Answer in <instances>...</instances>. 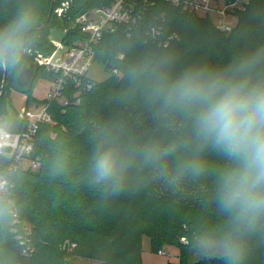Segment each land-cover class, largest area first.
I'll use <instances>...</instances> for the list:
<instances>
[{
    "label": "trees",
    "instance_id": "1",
    "mask_svg": "<svg viewBox=\"0 0 264 264\" xmlns=\"http://www.w3.org/2000/svg\"><path fill=\"white\" fill-rule=\"evenodd\" d=\"M112 1L70 0L65 16L59 18L54 10L63 0H0V27L21 8L34 16L20 60L0 66V128L11 132L26 129L24 121L8 114V88L26 94L28 107L39 80L54 82L60 77L39 66L34 58L55 50L50 41L52 29H64L63 43L73 47L86 39L75 27L76 19L95 8L110 6ZM156 20L165 36H178L169 47H160L144 33L145 26ZM261 48L264 0H249L230 33L217 30L208 17L172 7L168 0H155L154 6L145 7L138 24L120 25L105 33L95 48L93 65L101 66L108 77L103 81L84 77L80 86L68 79L67 103H49L53 123L40 124L34 138L31 159L39 168L11 172L12 159L0 154V178L6 177L11 185L0 198V207L5 209L0 214V264H71L70 260L78 257L104 264H143V236L150 238L154 253L164 244L179 251L178 262L169 264H225L219 254L225 242L243 247L238 264H264V229L241 236L221 210L210 215L173 199L162 203L148 197L153 186L146 184L143 176L161 171L169 180L202 178L219 183L221 171L230 162L195 138L192 121L185 113L150 104L147 81L134 87L129 78L130 69L141 65L157 68L169 79L192 67L219 71ZM30 63L36 64L37 76L31 90H22L16 78L23 65ZM257 71L264 72V64ZM174 119L183 122L177 133L166 126V120ZM170 145L177 147L174 154L156 162L147 158L149 149L162 153ZM108 146L119 150L125 164L121 186L115 192L96 183L91 171L96 151ZM199 157L205 162L200 174L182 170L185 161ZM181 238L191 244L184 246ZM197 244L208 245L207 252L190 260L187 250Z\"/></svg>",
    "mask_w": 264,
    "mask_h": 264
},
{
    "label": "clouds",
    "instance_id": "2",
    "mask_svg": "<svg viewBox=\"0 0 264 264\" xmlns=\"http://www.w3.org/2000/svg\"><path fill=\"white\" fill-rule=\"evenodd\" d=\"M33 23V14L21 8L0 27V66L20 60ZM262 64L264 48L237 58L219 71L192 67L174 79L150 65L129 72L134 87L148 82L150 104L185 113L192 121L195 138L230 162L220 173L216 195L221 212L241 236L264 229V72L257 71ZM176 151L177 147L170 145L162 153L149 149L146 155L156 162ZM181 167L200 174L205 162L190 158ZM124 168L115 146L102 147L92 157L94 181L113 192L121 186ZM4 211L0 207V214ZM219 254L225 264H238L244 249L225 242Z\"/></svg>",
    "mask_w": 264,
    "mask_h": 264
},
{
    "label": "built area",
    "instance_id": "3",
    "mask_svg": "<svg viewBox=\"0 0 264 264\" xmlns=\"http://www.w3.org/2000/svg\"><path fill=\"white\" fill-rule=\"evenodd\" d=\"M172 7L180 9L182 12L195 14L199 17H208L217 30L230 33L238 25L239 12L244 11L249 4V0H168ZM155 5V0H113L107 7H99L79 16L76 25L81 33L86 35L84 41L77 42L75 46L61 53L64 49L62 43H51L55 50L49 56L37 54L35 62L47 70L55 71L60 77L51 82V89L48 92L44 106L37 107L36 112L24 107L20 113V120L26 123L23 132H11L0 128V154H5L12 159L11 172L18 168L35 170L36 163L31 159L34 153V138L42 123L52 124L53 120L48 112L51 102L66 104L64 92L68 79H74L80 86V79L89 77V71L94 64L95 48L100 43L103 35L116 29L120 25L131 27L138 24L143 19L145 7ZM70 7V0L62 2L54 13L57 17L65 16ZM157 22L150 21L144 28V33L148 38L157 42L160 47L169 45L178 39L176 34L164 35L163 26ZM131 31L128 30V36ZM31 52V51H30ZM116 73V71H115ZM27 161H32L29 166ZM6 177L0 178V198L6 194L10 188ZM22 237H18L21 239ZM30 249V248H28ZM159 255H166L160 250Z\"/></svg>",
    "mask_w": 264,
    "mask_h": 264
},
{
    "label": "rangeland",
    "instance_id": "4",
    "mask_svg": "<svg viewBox=\"0 0 264 264\" xmlns=\"http://www.w3.org/2000/svg\"><path fill=\"white\" fill-rule=\"evenodd\" d=\"M64 2L67 0H63ZM64 17V16H63ZM72 23H70L69 26ZM65 27V25H64ZM65 38V31L64 29L54 28L51 31L50 39L55 43H62L65 47L61 50V53L65 52L68 49L64 42ZM36 60V56L34 55ZM88 76L96 81H103L108 77V73L99 65L95 64L91 67ZM50 81L47 80H39L36 85L34 86V90L32 93L33 99L30 101L28 105L29 110H34L36 112V108L44 106L46 103H38L37 101H46L48 92L50 91ZM7 96L11 103L9 113L14 116H18L20 120V113L22 108L27 106L28 97L26 94L20 93L13 89H7ZM14 112L17 114H14ZM166 126L173 132L177 133L183 126V122L181 119H174V120H166ZM200 158V157H199ZM35 163V162H34ZM27 165H31L32 161H27ZM35 170L39 168V164L36 163L34 167ZM159 172L156 176H143L145 183L152 185L149 187V195L150 199L158 200L162 203L169 201L170 199L175 200L176 203L183 204L187 207L194 208L199 210L200 212L207 213V214H215L220 210L218 199H217V188H218V181H206L202 178H185V179H178L172 178L169 180V177L166 175H161ZM218 176V175H217ZM194 180V181H193ZM142 184L143 190H147V185ZM151 189V190H150ZM143 194H146V191H143ZM142 196V195H141ZM161 199V200H160ZM149 201V199H147ZM159 211V210H158ZM157 211V212H158ZM160 212V211H159ZM196 241L199 236H195L194 238ZM143 244H142V263L143 264H169L173 262H178L179 260V251L167 244L162 245L161 250L166 252V255H159V253H154L151 250V241L148 236L142 237ZM181 243L184 246H189L191 242L186 238H181ZM207 246H202L197 244V246H190L187 250V256L190 260H194L196 256L207 252ZM68 250H72L71 247H68ZM71 264H104L101 261L95 260H88L84 258H73L70 260Z\"/></svg>",
    "mask_w": 264,
    "mask_h": 264
},
{
    "label": "water",
    "instance_id": "5",
    "mask_svg": "<svg viewBox=\"0 0 264 264\" xmlns=\"http://www.w3.org/2000/svg\"><path fill=\"white\" fill-rule=\"evenodd\" d=\"M53 11V10H52ZM36 64L30 63L23 65V68L16 78V84L22 90H31L36 79Z\"/></svg>",
    "mask_w": 264,
    "mask_h": 264
},
{
    "label": "crops",
    "instance_id": "6",
    "mask_svg": "<svg viewBox=\"0 0 264 264\" xmlns=\"http://www.w3.org/2000/svg\"><path fill=\"white\" fill-rule=\"evenodd\" d=\"M51 85H52V83L50 84V89H51ZM50 89H49V90H50ZM25 107H27V106H25ZM22 109H23V108H22Z\"/></svg>",
    "mask_w": 264,
    "mask_h": 264
}]
</instances>
